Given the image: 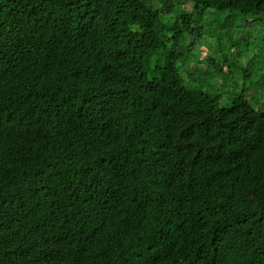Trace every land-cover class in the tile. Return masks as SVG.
Instances as JSON below:
<instances>
[{
    "label": "trees",
    "instance_id": "1",
    "mask_svg": "<svg viewBox=\"0 0 264 264\" xmlns=\"http://www.w3.org/2000/svg\"><path fill=\"white\" fill-rule=\"evenodd\" d=\"M215 9L264 30V0H0V264H264V37Z\"/></svg>",
    "mask_w": 264,
    "mask_h": 264
},
{
    "label": "rangeland",
    "instance_id": "2",
    "mask_svg": "<svg viewBox=\"0 0 264 264\" xmlns=\"http://www.w3.org/2000/svg\"><path fill=\"white\" fill-rule=\"evenodd\" d=\"M215 11V12H214ZM213 12L215 13L216 17L214 19V21L219 25L221 26L222 24H224V26H227V27H223L222 29L223 30H229L230 32L228 31H223V33L225 34V40L227 41H230L229 44V47L231 45V42L234 41L235 43H237V46L235 49H233V53L234 54H238L239 50H244L246 49V45L245 43H251L253 39H250V32L257 35V37L259 38H263L264 37V30L262 29V24L261 22L259 21H249V20H246V19H240L241 17H238L236 15H232V16H227L226 14H222L220 12H218V10H214ZM249 19V18H247ZM211 23L212 22V18L211 16H209L207 19H206V23ZM227 24H231L232 25V28H230ZM209 26L213 29H215L214 25H210ZM161 29L160 26H157L155 28L156 31H159ZM217 31H219L217 29ZM198 40V39H197ZM200 42L201 40H198V42H196V44H194L192 46V48L190 49V51L188 52V57L191 59V61H194V57L198 56L199 53H200V49H199V45H200ZM261 42L263 41H260V44ZM181 44L185 47H188V41H181ZM204 47V46H203ZM228 51L231 53L230 51V48H228ZM258 47L257 48H251V51H249L248 49H246V54L248 55H251L253 53L255 54H258ZM217 53V51H215ZM188 58V59H189ZM236 60H238L239 62L240 61H244L241 56L239 58H236ZM192 62L188 63L186 61V66L188 68H190L191 70H193L191 72V74L193 76H196L198 78L201 77V75H199V71H202V70H199V69H195V66L191 65ZM229 67L230 69H232L234 72L237 71L238 68L235 69V67H233L232 65H225V68ZM232 67V68H231ZM195 73V74H194ZM226 76L228 77L227 80H225V82H235V85H237V83H240V80L238 78H233V75L230 74V73H226ZM203 77V76H202Z\"/></svg>",
    "mask_w": 264,
    "mask_h": 264
}]
</instances>
